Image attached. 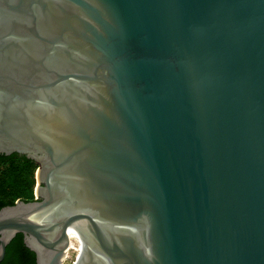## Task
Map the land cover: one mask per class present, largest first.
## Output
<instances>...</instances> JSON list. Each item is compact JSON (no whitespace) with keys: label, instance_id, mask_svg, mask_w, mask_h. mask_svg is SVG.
I'll return each mask as SVG.
<instances>
[{"label":"water","instance_id":"95a60500","mask_svg":"<svg viewBox=\"0 0 264 264\" xmlns=\"http://www.w3.org/2000/svg\"><path fill=\"white\" fill-rule=\"evenodd\" d=\"M37 164L0 261L264 264V0H0V153Z\"/></svg>","mask_w":264,"mask_h":264},{"label":"trees","instance_id":"16d2710c","mask_svg":"<svg viewBox=\"0 0 264 264\" xmlns=\"http://www.w3.org/2000/svg\"><path fill=\"white\" fill-rule=\"evenodd\" d=\"M37 163L25 155L0 154V209L13 205L17 200L35 199ZM0 264H37L36 253L18 233L7 245Z\"/></svg>","mask_w":264,"mask_h":264},{"label":"rangeland","instance_id":"374dc122","mask_svg":"<svg viewBox=\"0 0 264 264\" xmlns=\"http://www.w3.org/2000/svg\"><path fill=\"white\" fill-rule=\"evenodd\" d=\"M81 252L75 249H71L67 254V258L64 261V264H76Z\"/></svg>","mask_w":264,"mask_h":264},{"label":"bare ground","instance_id":"6f19581e","mask_svg":"<svg viewBox=\"0 0 264 264\" xmlns=\"http://www.w3.org/2000/svg\"><path fill=\"white\" fill-rule=\"evenodd\" d=\"M71 249L78 250V251H80V252L82 253L81 249H80L78 246H70V247L67 249L66 257H67V254L69 253V251H70Z\"/></svg>","mask_w":264,"mask_h":264},{"label":"flooded vegetation","instance_id":"af4514ba","mask_svg":"<svg viewBox=\"0 0 264 264\" xmlns=\"http://www.w3.org/2000/svg\"><path fill=\"white\" fill-rule=\"evenodd\" d=\"M16 153V152H15ZM0 154H3V153H0ZM12 154H14V153H12ZM12 154H10V155H12ZM19 154V153H18ZM6 155V154H5ZM19 155H21V154H19ZM7 156H9V155H7ZM38 165V164H37ZM38 167V166H37Z\"/></svg>","mask_w":264,"mask_h":264}]
</instances>
